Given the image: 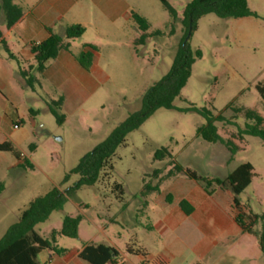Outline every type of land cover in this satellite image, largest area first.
Returning <instances> with one entry per match:
<instances>
[{
  "label": "rangeland",
  "instance_id": "obj_1",
  "mask_svg": "<svg viewBox=\"0 0 264 264\" xmlns=\"http://www.w3.org/2000/svg\"><path fill=\"white\" fill-rule=\"evenodd\" d=\"M167 1L178 13L176 20L160 0H131V12L148 21L149 33L160 31L146 45L138 46V53L133 42L141 31L132 19L122 21L119 31L112 24H106L103 32L101 28L98 31L96 24L84 27L85 34L71 43V51L78 54L85 43L94 42L100 67L108 79L99 81L84 101L62 109L66 116L63 124L47 109L39 91L37 95L23 89L14 100L15 108L8 105V112L0 108V113H8L12 121H23L16 131L23 139L18 149L22 161L33 165L19 166L11 153L0 152V184L4 186L0 193V238L17 223L19 214L30 202L57 188L65 198L64 203L36 230L50 238L53 230H61L66 216H81L79 238L58 239V245L71 253L93 242L115 247L125 264H143L148 255L160 253L169 254L172 264H264L257 237L243 233L235 225L208 256L183 245L170 249L168 240L174 230L163 232L157 227L163 207L158 201L176 187L178 180L187 178L177 176L161 181L172 166L168 159L154 160L155 152L166 147L185 168L202 177L220 179L249 162L254 166L255 176L239 201L247 212L264 215V141L252 136L241 139L239 130L245 128L246 120L229 108L233 104L253 109L264 117V103L256 90L258 82L264 79V0H249L255 16L222 19L208 14L188 34L183 13L192 0ZM186 34V41L189 40L193 50H201L202 57L195 62L190 80L175 100V109L158 110L128 135L127 144L119 147L112 159L114 168L109 178L81 187H78L80 176L70 175L67 179L87 153L142 109L144 96L170 71ZM0 52L5 53L2 48ZM191 107L209 108L215 115L222 114L231 120L233 125L219 122V132L224 139L233 140L240 150L233 156L224 145L208 143L199 137L197 129L206 121L190 111ZM33 110L35 123L31 119ZM156 170L160 172L157 177ZM188 182L206 194L202 183ZM115 183L123 185L124 201L117 198ZM147 184L160 189L150 195L152 205L147 204L148 195L142 194ZM213 189L216 200L226 202L227 195L217 186ZM174 192L179 197L185 189L180 186ZM255 229L261 232L263 222L259 221ZM47 258V251H43L39 256L41 264Z\"/></svg>",
  "mask_w": 264,
  "mask_h": 264
},
{
  "label": "trees",
  "instance_id": "obj_2",
  "mask_svg": "<svg viewBox=\"0 0 264 264\" xmlns=\"http://www.w3.org/2000/svg\"><path fill=\"white\" fill-rule=\"evenodd\" d=\"M160 1L171 17L176 20L177 11L167 0ZM0 10L5 16L8 30H12L23 18L22 9L13 0H0ZM208 14H215L222 19H240L255 16L249 8V0H192L187 4L183 13V22L187 27V34L190 28H192V31L195 30L199 20ZM133 19L142 32L140 37L135 40V47L146 45L152 36L160 34V31L149 33L150 25L148 21L138 14L134 13ZM50 33L51 35L47 40L40 42L38 45H33L31 48L35 56V64L30 66L29 70L20 68L19 72L25 88L36 90L37 87H40V80L32 72L43 73L51 60H55L61 51L69 50L71 42L84 35L85 28L81 25H74L68 27L64 35L54 34L51 31ZM187 34L179 47L170 71L160 81L155 83L144 96L142 109L129 116L107 139L94 150L87 153L80 160L77 167L67 176V179H69L70 175L80 176L78 187H81L83 185L93 186L104 177L109 178L114 168L112 159L118 148L127 144L128 135L138 130L158 110L175 109V100L181 95L190 80L195 62L202 57L201 50H193L189 40L186 41ZM0 45L9 58L17 60L10 52L1 30ZM77 58L83 68L88 71L92 65L94 55L83 50ZM256 90L264 103V79L258 82ZM63 103V98L47 102L48 110L56 117L59 124H63L66 120V116L62 114ZM229 108H233L237 115L241 114L246 120L245 128L239 130L238 136L241 139L244 136H252L264 141V117L253 109L237 108L233 104H230ZM189 110L197 112L206 121L204 125L197 129L198 136L204 141L224 145L233 156L240 150L233 140L224 139L219 132L218 123L227 122L233 125L234 123L231 120L226 119L222 114L215 115L213 110L209 108L198 109L191 107ZM32 148H35V145H32ZM0 152L11 153L17 160L22 162V167L33 166L31 163L22 161V153L14 148L10 142L0 143ZM166 159L170 161L172 169L161 178V181L182 176L202 183L203 189L208 195L213 194V186L219 187L227 195L237 225L243 233L257 237L260 248L264 253V215L260 216L251 211L247 212L239 201L240 194L250 186L255 176V169L251 163L247 162L239 165L225 179H220L202 177L195 171L185 168L177 163L173 154L166 147H162L155 152V161H164ZM158 173L160 172L156 170L154 176L157 177ZM3 187L0 184V193ZM114 190L117 193V198L124 201L125 189L123 185L115 183ZM159 191V186L147 184L142 194L147 196ZM64 200L65 198L61 191L54 188L46 195L30 202L28 208L19 214L17 223L11 226L0 238V264H40L39 256L43 251L65 255L68 250L58 245V239L60 237L79 238L81 216H66L61 230H53L50 238L43 237L36 230L39 224L49 219L52 212L62 207ZM171 200L172 196L168 195L167 202H171ZM180 206L186 215H191L194 211L193 206L185 199L181 201ZM259 221L263 222L261 232L255 229ZM128 252L132 253V250L129 249ZM143 255L146 256L145 253ZM78 257L89 264H116L115 260L119 257V251L113 246L102 243H85L78 253ZM152 263L170 264L171 258L167 254L160 253L153 259Z\"/></svg>",
  "mask_w": 264,
  "mask_h": 264
},
{
  "label": "crops",
  "instance_id": "obj_3",
  "mask_svg": "<svg viewBox=\"0 0 264 264\" xmlns=\"http://www.w3.org/2000/svg\"><path fill=\"white\" fill-rule=\"evenodd\" d=\"M21 2V4L14 3L22 9L23 18L12 30L7 29L5 16L0 10V30L10 52L17 58V60L9 58L0 45L5 52L4 54L0 52V108L6 112L9 109L8 105L15 108L16 96L23 89H28L23 86L20 68L29 70L30 66L35 64V56L31 48L47 40L51 35L50 31L64 35L70 26L81 25L87 28L89 24H96L98 31L101 28L102 32L106 30V24H112L114 30L119 31V24L122 21L131 19L134 21L131 0H21ZM133 44L135 46V41ZM135 49L138 53L137 47ZM83 50L94 55L88 71L83 68L77 58ZM96 50V45L92 42L85 43L78 54L73 53L71 47L69 50L61 51L55 60L48 63L43 73L32 72L40 80L41 85L36 90H30L37 95L38 91L41 92L43 95L40 99L46 106L47 102L63 98L62 109H70L84 101L97 88L99 81L108 79V75L100 67L99 54ZM7 91L8 93L5 94ZM6 112L0 113V143L10 142L19 150L23 139L16 135V131L20 130L23 121H12ZM35 114L34 110L31 111L33 123H35L33 119ZM18 162L21 166L22 162L19 160ZM188 181L186 179L176 182V187L174 186L167 194L172 196L171 202H167V196L158 201L163 203V207L159 211L161 220L157 227L163 232L174 230L168 240L170 249L183 245L203 256H208L218 248L221 238L234 228V225L240 230L241 228L234 220V213L228 199L226 202H219L215 198V191L212 195H208L204 189L206 194L200 193V188L192 186ZM180 186H183L185 192L178 197L174 189H179ZM151 194L148 195L147 204L152 205ZM184 199L194 208L191 215H186L181 209L180 203ZM152 202L154 203L155 200ZM81 249H77L75 253L68 250L65 255L47 251L48 258L43 259V264H89L78 257ZM167 255L170 257L169 254ZM155 257L148 255L145 263L153 264ZM115 262L125 264L120 257H117ZM170 264H172V258Z\"/></svg>",
  "mask_w": 264,
  "mask_h": 264
},
{
  "label": "built area",
  "instance_id": "obj_4",
  "mask_svg": "<svg viewBox=\"0 0 264 264\" xmlns=\"http://www.w3.org/2000/svg\"><path fill=\"white\" fill-rule=\"evenodd\" d=\"M38 45V44H37ZM15 128H18V126H15ZM143 264H148V263H143Z\"/></svg>",
  "mask_w": 264,
  "mask_h": 264
}]
</instances>
